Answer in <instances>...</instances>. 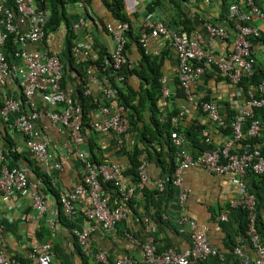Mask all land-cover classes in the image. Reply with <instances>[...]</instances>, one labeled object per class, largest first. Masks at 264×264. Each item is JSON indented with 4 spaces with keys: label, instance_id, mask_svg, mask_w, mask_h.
Returning <instances> with one entry per match:
<instances>
[{
    "label": "crops",
    "instance_id": "obj_1",
    "mask_svg": "<svg viewBox=\"0 0 264 264\" xmlns=\"http://www.w3.org/2000/svg\"><path fill=\"white\" fill-rule=\"evenodd\" d=\"M56 1L59 25L45 34V27L53 16L51 0H33L36 10L42 11L47 17L43 28L44 48L41 45L26 43L24 49L27 52H39L38 50L45 49L48 56L58 57L62 64L60 89L63 92L72 93V102L75 106L81 108V98L92 100L95 107L97 104L103 105L105 102L100 93V87L106 81L129 98L131 94H136L134 96L136 100L145 98V91L148 89L152 91L150 83L146 80L151 75L147 76L145 68L140 63L143 56H148L159 65L161 78L166 79L170 92L168 98H163L160 83V96L156 102L159 122L161 123L162 120L166 122L168 113L179 112L182 106H186L188 113L183 116L179 124L182 135L186 127L196 120L205 125L206 133L209 134L208 140L215 145L224 143L226 137L209 124L204 114L197 112L196 106L189 104L184 91L182 100L175 96L177 89L181 86L177 76L178 58L173 46L158 38H150L145 47L138 42L140 35L146 31L143 27L145 18L149 15L154 22L160 21L175 32L177 31L175 28H181V23L187 17L190 32L200 33L208 44V48L225 56L232 47L233 37L229 36L223 41H212L205 28L206 25H212L229 29L222 0L210 5L203 4L201 0H119L120 14L126 19L123 22L117 20L110 8L112 0ZM232 1L234 0L229 1V5ZM256 2L264 12V0H256ZM116 23L129 24L130 35L135 38V40L128 39L125 50L130 63L125 70L126 80L123 84L115 82L111 77L112 69L109 65L110 55L115 50V42L107 28ZM252 24L256 27L260 26L257 20H253ZM73 27L77 28L73 30ZM261 31L264 32L262 27ZM0 32L7 35L1 50L6 57L8 56L7 61L12 63L15 55L22 49L21 38L26 39L29 33L28 15L18 10L14 0H0ZM70 32L73 36L72 41ZM8 40H11L13 50L7 49ZM75 47H80L78 53ZM252 51L256 64L264 70V45H254ZM18 64L21 66V61H18ZM208 69L206 74H202L191 85L192 96L196 99L204 95L208 96L223 117L238 113L246 103L241 89L214 75L215 69ZM92 74L96 76L97 82L90 81ZM78 92L81 93V97ZM6 100L24 101L20 90V78L17 74L11 75L4 87H0V148L6 156L5 165L10 169L15 167L24 171L29 182L35 184L38 192L44 197L46 206L45 213L40 216L33 208L32 197L29 194L22 196L15 193L12 197L0 195L2 239L8 256L18 257L26 264H30L27 255L42 243H49L54 253L53 264H102L96 258L100 252L104 253L109 264H118L124 257L141 261L142 252L135 241L142 242L148 236L153 238L158 252L167 250L184 252L191 243L190 226L179 222L180 215H184L195 223V230L204 233L208 243L222 253V258L210 256L193 261L192 264H241L240 259L232 254L235 246L241 248L247 259L251 261L258 259V254L250 244L247 234L245 236L241 232L240 221L235 212H232L233 210L230 212L229 209L231 201H238L242 197L237 185L241 180L254 195L256 215L264 224V185L261 184V179L249 175L239 179L232 174L221 176L203 169H186L181 173V189L187 192L184 202L180 200V188L177 187L171 195L158 193L154 194V197H149L144 194L143 189L146 188L151 192L156 190L154 183L157 180L163 181L165 187L169 179L172 158L164 141L152 140L147 151L145 141L140 140L141 136L134 127H130V134L125 137L124 150L131 149L134 144H137L140 156L146 161L147 182L145 185L138 186L139 183H132L130 177L121 176L123 188L134 187L133 198L129 205L132 208L130 216L127 220L119 222L111 231L99 229L94 232L91 244L92 256L82 255L74 232H83L92 225L85 211L88 198L83 197L74 203L73 215H68L61 203V198L70 193L81 181L82 165L76 155H70L74 145L70 140L69 130L58 124H52L46 115L49 111L62 112L68 107L63 103L53 105L46 96L42 98L37 95L32 99L41 113L40 118L35 122L36 128L41 133V138L47 142L48 150L52 155L50 167L45 168L29 153L26 145L27 137L12 128L20 112L2 111ZM136 100H133L135 104ZM118 103L112 102L111 108L114 109ZM27 109V106L23 104L21 110L27 112ZM126 110L128 115L132 112L129 109ZM93 113H97L96 108L89 111V125H84L82 128L83 144L79 146V149L87 151L90 157H94L96 163L119 164L123 170L127 169L129 167L127 156L118 149L115 136L110 133L102 134L92 127L98 120L93 117ZM152 115L150 108L143 111L142 121L137 122L140 131L147 130L146 127L148 128L151 124ZM260 143L261 149L264 150L263 135ZM183 149L188 153L193 150L188 141ZM155 152L162 154L156 156ZM12 155H16V159H13ZM93 157L92 161H94ZM173 160L176 165L177 160ZM56 164L58 168L54 169ZM37 167L49 177L51 188L60 197V203L50 191L41 192L43 187L41 179L34 172ZM110 185L117 193L115 187ZM114 192L105 190L106 198L112 208H115L119 202ZM61 214L65 215L67 224L61 222ZM221 215L227 216V222L220 221ZM143 216L148 218V225L142 222ZM262 228L264 230V227ZM259 237L260 243L264 245V239L260 234Z\"/></svg>",
    "mask_w": 264,
    "mask_h": 264
},
{
    "label": "built area",
    "instance_id": "obj_2",
    "mask_svg": "<svg viewBox=\"0 0 264 264\" xmlns=\"http://www.w3.org/2000/svg\"><path fill=\"white\" fill-rule=\"evenodd\" d=\"M18 10L28 15L29 33L26 39L21 38L22 49L13 58L12 63L7 61L1 47L7 39V35L0 32V87H4L9 77L17 74L20 78V90L24 96V101L6 100L2 111L20 112L15 124L12 126L18 133L27 137V148L35 160L47 168L50 167L52 158L48 150V144L41 138V133L37 130L35 122L40 118L41 113L37 110L33 102L34 96L47 97L51 104L63 103L67 109L62 112H47V117L52 124L60 125L69 130L70 140L74 145L73 152L70 155H76L82 165L81 181L66 196L61 198L62 206L68 215L75 213L74 203L83 197L88 198L86 216L92 222V225L85 231L76 233V239L81 247L84 256H92V235L97 230L111 231L121 221L127 220L130 216L129 204L133 198L134 187L123 188L121 185V176L123 167L119 164L96 163L92 161L87 151L79 149L83 144L82 135V110L80 106H75L72 102V93L70 91H61L60 81L62 78V64L55 55L48 56L46 50L39 52H27L24 45L36 44L44 48V25L47 17L42 11H37L33 0H14ZM203 4L210 5L218 0H201ZM245 8L248 12H245ZM148 16V15H147ZM227 18L234 22L237 36L232 45V52L225 56L216 53L208 48V44L203 36L198 32L188 34L186 31H170L160 21H153L149 15L145 18L143 30H146L139 37V44L142 47L150 38L163 39L169 41L176 50L178 58V83L184 91L189 104L201 107L208 120L216 128H226L224 118L221 116L218 107L213 102H199L192 96L191 85L197 81L202 74H205L211 66H216L220 73L229 78L234 84H237L241 78L251 74L253 59L251 50L253 44L250 38H257L261 34V27L264 29V13L257 6L254 0H236L228 7ZM253 20H257L260 26H253ZM80 25V24H78ZM77 28V27H76ZM76 28L73 27V30ZM206 32L212 41H223L229 37L227 29L221 26L206 25ZM108 32L113 36L115 50L110 55L109 65L112 69L111 77L115 82L123 84L126 80L124 70L129 66V60L125 53L127 44V34L130 26L127 23H116L108 26ZM80 47H75L78 53ZM43 52V53H40ZM21 61L22 65L18 64ZM208 69V70H209ZM97 82L96 76L92 74L90 81ZM161 92L163 98H168L170 92L165 78H161ZM261 93L260 99H255L249 95L244 108H242L231 122L232 138H230L222 148H217L210 152H204L197 158H192L190 154L183 149L185 138L176 127L180 124L183 116L188 113L186 106H182L177 116H172L170 124L175 127L171 131L170 137L174 155L177 158V166L172 174V184L180 188V200L184 202L187 192L181 189V173L186 169H203L211 174L226 175L232 174L243 178L246 173L254 175H264V158L260 155L257 148L252 151L244 150L241 154L232 153L235 142L246 141L247 137H256L264 123L252 120L248 130L244 134L242 126L247 118L253 117L255 108L264 107V81L259 86ZM100 93L104 98L103 105L97 104V113L93 117L98 120L92 127L102 134H113L117 142L118 149L123 152L125 149V137L130 134V123L127 110L120 105L112 109L111 103L118 102V89L113 88L107 81L101 85ZM86 94L88 91L86 90ZM27 106V112L21 110L22 105ZM91 115V116H92ZM163 121V120H162ZM248 146V145H247ZM6 156L0 148V195L12 197L15 193L24 196L29 194L32 197V206L41 216L46 211L44 197L38 192L37 186L29 182L27 175L20 168H8L6 165ZM146 161L140 156L138 166L139 184L145 185L147 177L145 173ZM55 165L54 169H57ZM169 181V179H167ZM112 184L117 190L118 205L112 208L105 195L103 184ZM238 188L242 197L238 201H231V208L243 207L248 211V230L247 236L252 247L258 254V259L251 261L245 257L239 246L233 248L232 254L240 259L241 264H264V245L260 243V237L255 227L256 221V201L255 197L246 188L245 184L239 180ZM155 188L162 192L164 182L157 180L154 183ZM220 221L227 222V216H219ZM142 222L148 225V218H142ZM180 223L188 224L191 228L190 246L184 252L167 250L158 252L154 246L153 238L146 237L142 242L135 243L140 247L142 260L135 261L124 257L118 264H192L193 261L205 259L213 256L222 258V253L215 247H212L204 233L195 230V223L184 215H180ZM3 225L0 222V264H23L16 257L8 256L5 252V245L2 239ZM128 236V234H127ZM130 237V236H128ZM131 238V237H130ZM54 253L49 243H42L38 248L32 250L27 259L30 264H53ZM97 260L102 264H109L104 253L96 255Z\"/></svg>",
    "mask_w": 264,
    "mask_h": 264
},
{
    "label": "trees",
    "instance_id": "obj_3",
    "mask_svg": "<svg viewBox=\"0 0 264 264\" xmlns=\"http://www.w3.org/2000/svg\"><path fill=\"white\" fill-rule=\"evenodd\" d=\"M89 1L90 0H87V2H89ZM229 1L230 0H222L221 3L225 7L226 13L224 14V16L227 20V24L229 27V29H227V28H225V29H227L228 35L233 37V40L231 43L233 45V42L237 36V32H236L235 27H234V22L232 20L230 21L227 18V11H228V7L232 3H235V0L232 1L230 5H229ZM254 2L257 6H259L257 4L256 0H254ZM56 4H57L56 0H51L50 5H51L52 11H53V16H52V20L49 21L45 27V34L50 33L55 28H57V25H59L58 9L56 8ZM110 4L111 5H109V6H110V8H112V11L114 12L117 20H119L120 22L126 21L124 16L120 14L121 5L119 3V0H112ZM245 12H248L247 8H245ZM185 18L186 19H184V22L181 23L182 27L181 28L180 27L175 28V30H177L176 32L186 31L188 34H191L192 32H190V26H189L190 24L188 22L189 19L187 17H185ZM170 31L175 32L174 30H170ZM70 35H71V41H72L73 36H72L71 32H70ZM127 37L128 38H127V44L125 45V50L128 46V39L132 38L135 40V38L131 37L130 32H128ZM250 40H251L253 46L254 45H264V32L261 31V34L259 37H257V38L252 37V38H250ZM167 42H169V41H167ZM11 43H12L11 40H8L6 43L7 49H9V50H13ZM231 52H232V47L230 48L229 53H231ZM6 54H7V50H6ZM250 55L254 61L251 74L241 78V80L237 84H234L229 78L224 77L220 73L219 69L216 66L210 67V70L215 69L214 75H217V76L229 81L231 84H233L235 86L237 85L238 88H240L242 93L244 94L246 101L249 99V95H252L255 99L261 98L259 86L264 81V70L262 68L258 67V65L256 64V60L254 58L252 50H251ZM7 59H9L8 56H7ZM140 64L142 65V67L145 68L147 76L151 75V76L147 77L146 80L150 83L152 91L149 89L146 90L145 91V98L141 97V98L136 100V99H134V96L136 94H131V98H129L121 90L118 89V95H119V99H118L119 101L118 102L125 109H129L130 111H132L128 115V120H129L130 126L134 127L135 131L140 134V136L142 138V139L140 138V140L145 141L146 146H147V151L149 148L148 145L150 144V142L152 140L156 139V140H159L160 142L164 141V143H165V145L168 148V151L170 153L169 156H170V158H172V166L170 167L169 181L167 182V184H165L164 190L162 192H159L156 189V190L151 192V191H148L146 188H144L143 189L144 194H146L149 197L150 196L154 197L153 195L158 194V193H160V195L161 194L162 195H167V194L171 195L175 190V186L172 184V181H171L172 180V174H173V172L177 166V164L176 165L174 164L173 159L177 160V158L174 155L175 148L172 145L171 137H170L171 131L174 130L175 127H173L170 124V119L172 116H177L178 112L175 111L174 113H171V114L168 113V115H167L168 118H166V122H163V121L161 123L159 122L158 116H157L158 110H157V105H156V102L159 98L158 96H160L161 73L159 70V65L155 61H152L150 59V57H148V56H143ZM125 70H124V72H125ZM78 95H79V97H81L80 92H78ZM175 96L178 97L180 100H182L183 99V89H181V88L177 89ZM133 100L134 101L136 100V104ZM198 100H199V102L200 101L201 102H211L210 98L208 96H205V95L202 98H198ZM81 101H82V103H81V109H82L81 123H82V126H84V125L88 126L89 125L88 120L90 119L89 118V111L94 110L96 107L94 104H92V100L81 98ZM146 108H148V109L150 108V111H152V114H153L151 117V120H150L151 124L149 125L148 128L146 127L147 130L144 129L143 131H140V128L137 127V122L139 120L142 121L141 115ZM240 110L238 111V113H236V114L234 113V114L230 115L229 117H223L222 116L224 118L225 123H226V128L222 129L221 127L216 128L211 124V122L208 120L206 114L202 111V109L199 105V107H197V112L204 114L206 116L207 120L209 121V124H211L215 130L221 132V134H223L226 137V139H225L224 143H222L220 145H215L212 141L208 140L209 134L206 133L205 125L199 123V121L197 122L196 120H194L193 123L190 126L186 127L185 131L183 132L184 133L183 136L185 138L184 145H186V143L188 141L191 144V149H193L192 152L189 153L190 156L192 158H197L204 152H210V151H213L217 148H222L224 146V144L230 138H232L233 132H232V128H231L230 124L238 116ZM252 120H256L260 124L264 123V107L255 108L253 110V117L246 119L245 123L242 126V132L244 134L248 130ZM176 129L182 135L180 128H179V125H177ZM262 135L264 136V127H262V129H260V133L258 136L247 137L246 141L241 140V142H235L233 144L234 147L231 150V154L232 153L241 154L244 150L252 151L253 149L257 148L259 150L260 155L264 158V150L261 149V146H260V144H261L260 138ZM134 145L131 147V149L123 150V152H122L125 156H127V160H128V164H129V167L127 169L123 170L122 176L130 177L132 179V183L137 184L138 180H139L138 166L140 164V149L137 147V144H134ZM161 154H162L161 152H155L154 155L160 156ZM9 155H11V154L9 153ZM16 157H17L16 155L15 156L12 155L13 159H16ZM92 157H91V159H92ZM93 160H94V157H93ZM97 163H99V162H97ZM34 172H35L36 176L41 179V182H42L41 185L43 186L41 188V192H45V190L50 191L56 197L58 202L60 203V197L57 196L56 191L53 188H51V181H50L49 177L47 175H45L44 173H42L40 168H38V167L35 168ZM246 175H249L252 177H257V178L261 179L260 182H261V184L264 185V175H260V176L254 175L253 173H250V172L246 173L244 176H246ZM239 179H241V178H239ZM103 188L105 190L114 192L113 187L109 183L103 184ZM114 194H115V192H114ZM129 208L132 209L130 206H129ZM229 211L235 212L236 217L240 221L241 232L243 235L246 236V233L248 230V222H249L248 221V211L243 207H238V208H231L230 207ZM60 219H61L62 223L67 224V220L65 218V215L61 214ZM255 227H256L257 232L260 234L261 238L264 239V230L262 228V227H264V224L261 222L260 217L257 215H256ZM18 259L21 260V262L23 264H26V262L23 261L22 259H20V258H18Z\"/></svg>",
    "mask_w": 264,
    "mask_h": 264
}]
</instances>
